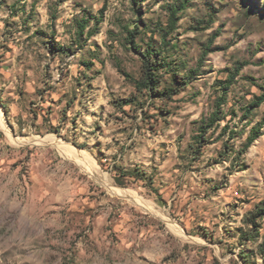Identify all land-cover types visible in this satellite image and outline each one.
<instances>
[{
  "label": "rangeland",
  "instance_id": "rangeland-1",
  "mask_svg": "<svg viewBox=\"0 0 264 264\" xmlns=\"http://www.w3.org/2000/svg\"><path fill=\"white\" fill-rule=\"evenodd\" d=\"M179 2L0 0V264H264V0Z\"/></svg>",
  "mask_w": 264,
  "mask_h": 264
},
{
  "label": "trees",
  "instance_id": "trees-1",
  "mask_svg": "<svg viewBox=\"0 0 264 264\" xmlns=\"http://www.w3.org/2000/svg\"><path fill=\"white\" fill-rule=\"evenodd\" d=\"M186 3L187 0H183V2H179L177 4L176 7H173L170 9V27L173 29L175 27V17L177 15L178 12L183 11L186 8ZM83 28V27H82ZM81 28V30H82ZM228 84H230V80L227 81ZM264 101V96H261L260 98H258V102L257 104H255L256 106L260 105L262 102ZM220 112H219V108H217V110L212 114V116L209 118V120L206 122V128L212 127V125L217 122L220 121V116H219ZM256 139V136L249 138L248 142H247V146H250Z\"/></svg>",
  "mask_w": 264,
  "mask_h": 264
}]
</instances>
